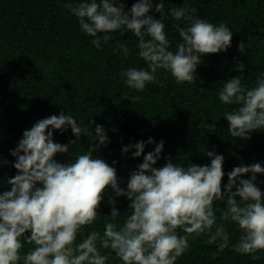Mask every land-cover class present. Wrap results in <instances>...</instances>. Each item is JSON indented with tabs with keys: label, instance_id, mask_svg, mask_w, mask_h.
<instances>
[{
	"label": "clouds",
	"instance_id": "1",
	"mask_svg": "<svg viewBox=\"0 0 264 264\" xmlns=\"http://www.w3.org/2000/svg\"><path fill=\"white\" fill-rule=\"evenodd\" d=\"M65 7L78 19L81 31L94 38L91 43L97 49L102 41L111 40V33L117 30L135 35L137 55L146 67H130L121 77L128 88L138 92L148 84L163 86L158 80L161 70L177 84L192 83L202 56L227 51L231 46L232 31L227 24L194 17V10L190 11L187 5L170 9L175 20L185 23L184 27L177 25L182 42L176 44L175 51L170 50L165 33L162 2L155 6L161 19L147 15L153 7L152 0H137L128 12L118 0H83ZM245 47L241 42L238 50L243 53ZM117 50L125 57L129 55L123 44ZM244 68L237 62L238 71L243 73ZM241 77L225 82L218 96L224 105L236 106L224 114L230 136L246 140L251 138V132L264 130V76L258 77L252 88L243 85ZM50 128L62 133L71 128L77 137L69 141L72 145L78 143L81 135L91 134L89 128L81 127L72 115L62 111L58 116L37 121L10 150L16 158L13 166L18 174L7 181L11 190L0 193V264H106L109 254H102L101 249L111 250L122 264H176L190 248L189 240L203 235L208 236V244L217 246L213 259L229 247L252 259H259L257 252L264 251V193L255 183L257 174L264 173L260 163L234 167L222 193L223 155L207 151L211 163L205 166H178L168 159L163 167L156 168L153 165L164 146L160 141L154 151L143 156L125 190L119 187L116 169L103 159L94 158V152L109 142L102 125H96L92 137L99 143H91L87 153L66 164L58 163L54 156L69 153V145L54 143ZM146 143L156 142L149 138L147 142L129 144L122 153L135 149L132 158H138ZM248 173L249 179L240 178ZM108 187L116 196L131 201V214L119 226L106 222L102 234L89 230L87 237L77 243L86 226L91 229L98 220L97 210ZM220 200L226 201V208L218 223L214 202ZM115 203L114 199L109 201L110 205ZM110 215L113 219L120 216L114 206ZM225 223H234L240 230L238 242L231 246ZM178 230L184 235H179ZM26 232L31 235L25 240L34 247L21 256V237Z\"/></svg>",
	"mask_w": 264,
	"mask_h": 264
},
{
	"label": "trees",
	"instance_id": "2",
	"mask_svg": "<svg viewBox=\"0 0 264 264\" xmlns=\"http://www.w3.org/2000/svg\"><path fill=\"white\" fill-rule=\"evenodd\" d=\"M80 2L83 0H0V193L11 190L7 181L18 174L13 166L16 158L10 155V150L16 148L22 133L37 121L58 116L62 111L72 115L81 127L89 128L92 135H81L78 143L72 145L69 141L77 137L71 128L63 133L48 129L53 131L54 143L69 145V153H57L54 159L66 164L87 153L91 143L93 146L99 143L92 137L96 125H102L109 142L94 152V158L103 159L116 169L119 187L125 190L143 156L154 151L160 141L164 146L160 159L153 165L156 168L163 167L168 159L178 166L187 167L190 163L205 166L211 163L207 151L223 155L222 193L234 167L253 163L264 167V130L251 132L250 139L232 138L224 114L236 106L224 105L218 96L223 84L233 77L242 75V84L252 88L257 78L264 76V0H152L153 7L147 15L161 19L155 6L164 4L163 22L171 51L182 42L177 25L184 27L185 23L175 20L170 9L185 5L194 10V17L217 25L227 24L232 41L227 51L201 57L203 62L197 66L192 83L177 84L169 73L161 70L158 80L163 86L148 84L142 92L128 88L121 77L130 67H146L137 55L135 35L117 30L111 33V40L102 41L97 49L91 43L94 38L81 31L78 19L65 7L67 3ZM118 2L124 3L128 12L137 0ZM241 42L246 46L243 53L238 50ZM120 44L129 49L127 57L117 50ZM237 62L245 65L243 73L237 70ZM149 138L156 143H146L140 157L132 158L135 149L122 153L123 147L147 142ZM5 160L7 164L3 163ZM250 176L248 173L240 178ZM255 183L264 193V173L257 174ZM103 197L97 210L98 220L91 229L86 226L77 243L87 237L89 230L102 234L106 222L119 226L131 214V201L116 196L111 187ZM113 199L116 203L110 205ZM113 206L120 214L115 219L110 215ZM214 208L220 223L226 201L214 202ZM225 228L230 246L237 243L238 226L225 223ZM178 234L184 235L179 230ZM30 235L26 232L21 237V256L34 247L25 240ZM207 239V235L190 239V248L176 264H264V251L257 252L259 259H252L231 247L213 259L217 246L208 244ZM101 253L109 254L106 264H122L111 250L101 249Z\"/></svg>",
	"mask_w": 264,
	"mask_h": 264
}]
</instances>
